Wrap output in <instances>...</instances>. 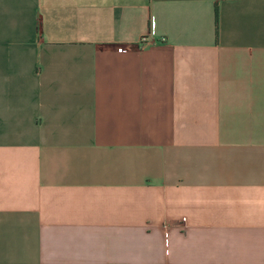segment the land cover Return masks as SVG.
Segmentation results:
<instances>
[{
  "label": "crops",
  "instance_id": "obj_1",
  "mask_svg": "<svg viewBox=\"0 0 264 264\" xmlns=\"http://www.w3.org/2000/svg\"><path fill=\"white\" fill-rule=\"evenodd\" d=\"M0 264H264V0H0Z\"/></svg>",
  "mask_w": 264,
  "mask_h": 264
}]
</instances>
